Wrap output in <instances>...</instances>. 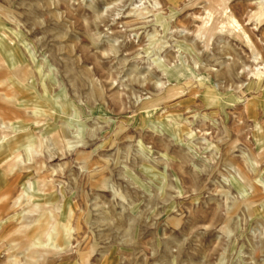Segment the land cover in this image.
Returning a JSON list of instances; mask_svg holds the SVG:
<instances>
[{
	"label": "rangeland",
	"instance_id": "rangeland-1",
	"mask_svg": "<svg viewBox=\"0 0 264 264\" xmlns=\"http://www.w3.org/2000/svg\"><path fill=\"white\" fill-rule=\"evenodd\" d=\"M0 23V264L52 222L32 264H264V0H0Z\"/></svg>",
	"mask_w": 264,
	"mask_h": 264
},
{
	"label": "bare ground",
	"instance_id": "bare-ground-1",
	"mask_svg": "<svg viewBox=\"0 0 264 264\" xmlns=\"http://www.w3.org/2000/svg\"><path fill=\"white\" fill-rule=\"evenodd\" d=\"M2 25V23H0V26ZM5 33V32H4ZM10 38V37H9ZM24 40L22 39L20 42H23ZM7 41L4 40L1 36H0V51L2 53H6L9 55V58L11 61H9L10 65H13L15 58L14 55L12 53V50L7 49V47H5L7 44ZM26 45V44H24ZM29 51V50H28ZM32 55V54H31ZM31 58V57H30ZM16 66L13 67L15 70L17 69H26L27 70V65H23V63H19V64H15ZM38 65V64H37ZM6 67V66H5ZM38 71H40V67L38 66ZM45 83V82H44ZM10 87V84L8 85ZM43 91H46L45 88H43ZM1 94V93H0ZM4 96V95H3ZM17 102V101H16ZM8 104V102H7ZM16 112V111H15ZM17 113V112H16ZM0 123H5L4 121H0ZM65 128V127H64ZM13 131V130H12ZM22 131V130H20ZM8 134V130H4V128H0V135H7ZM65 136V130L63 128H56L54 132L51 133V137L52 140L54 142L57 141H61ZM5 138V137H4ZM31 147V146H30ZM27 151V150H26ZM30 160L34 161V156H32L31 154H29ZM10 167V166H9ZM9 170V169H8ZM11 170V169H10ZM9 170V171H10ZM29 183V182H28ZM7 186V185H6ZM11 189V188H10ZM32 189H34L32 187ZM38 190V188H36ZM35 190V189H34ZM11 191V190H10ZM33 191V190H32ZM39 191V190H38ZM28 187L25 188V190L23 191V193H21L17 198H16V203H20L22 200H27V196H29L28 194ZM49 192V191H48ZM12 192H10L11 194ZM44 193V192H43ZM14 194V193H13ZM17 194V193H16ZM31 194H33L32 196L34 197H41L42 195L36 194L34 192H31ZM14 196V195H13ZM12 196V197H13ZM26 197V198H25ZM10 198V197H9ZM11 202V201H10ZM46 203V202H44ZM10 204V203H9ZM8 204V205H9ZM40 204L35 203V205H33L32 207H27L24 208L23 210H21L20 212L16 213V217H18L19 221H20V225L18 226L17 232L19 234L25 233V230L27 228H29L33 223L38 222L39 219H43L45 216L42 214L39 217L35 218L33 216L34 212L37 211L40 207L38 206ZM45 205V204H44ZM21 206V205H20ZM12 207V206H11ZM50 207V206H48ZM16 208V207H15ZM52 209V208H51ZM9 211V210H8ZM53 211V210H52ZM12 212V211H11ZM65 214V213H64ZM65 215H70V211H67ZM5 216V215H4ZM65 217V216H64ZM52 220L54 219V216L51 215ZM64 220V219H63ZM71 221V220H70ZM4 221H0V229H2L3 227V223ZM63 222V221H62ZM66 223H64L63 225H61L62 230L66 231ZM7 229V228H6ZM59 233V231L57 230V228L54 227V223L52 222L49 227L46 230H42L39 234V236L37 237L38 242L37 243H28L26 245H22L20 243H18V240H14L17 242H12L11 246H10V250H14V251H18V253L20 252V254H26L27 259H29L27 261V264H32L35 261V257L37 256V254H39V248L44 249V247L50 248V245L53 246L51 244V242L53 241V236L57 235ZM53 234V235H52ZM46 253V251H45ZM15 254H10L8 256V264H21L18 263L16 260L11 259V257H13ZM33 255H35L33 257ZM15 257V256H14ZM25 260V259H24ZM46 260V259H45Z\"/></svg>",
	"mask_w": 264,
	"mask_h": 264
}]
</instances>
